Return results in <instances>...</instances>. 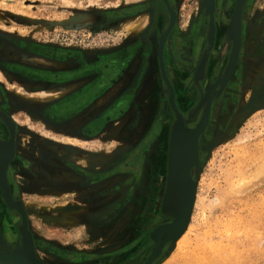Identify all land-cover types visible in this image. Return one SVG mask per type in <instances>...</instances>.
I'll return each mask as SVG.
<instances>
[{"label":"rangeland","instance_id":"rangeland-1","mask_svg":"<svg viewBox=\"0 0 264 264\" xmlns=\"http://www.w3.org/2000/svg\"><path fill=\"white\" fill-rule=\"evenodd\" d=\"M165 1L0 0V98L9 96L7 109L17 122L14 126L19 151L45 163L42 167L47 171L51 164L56 177L75 153L78 158L74 162H86L90 170L99 168L101 176L110 172L115 159L124 158L150 133L155 115L164 111L169 127L168 147L167 128L146 149L141 184H119L122 178L114 182L111 179L112 184H62L61 181L80 180L67 173L54 177L50 184H12L23 185L18 192L28 229L36 255L45 264H264V82L254 93L260 72L264 80V0L245 3L242 56L227 93L220 80L230 60L229 30L237 0H221V11L212 15L231 46L215 37L210 42L211 14L205 0ZM157 7L166 8L167 13L161 12V16H166L167 22H156L153 12ZM170 10L176 18L164 41L163 64L171 85H180L185 95H190L183 113L177 106L189 128L199 124L197 117L207 107L208 91L217 80L209 107L217 103L218 108L198 139L197 157L190 167L198 201L185 232L189 225L193 230L186 236L181 252L172 240L162 241L156 250L158 244L152 238L157 227L173 220L170 212L163 210L169 180L163 153L169 155L170 135L178 119L159 59L161 34L169 26ZM144 12H149L150 19L144 31L131 34L129 22ZM54 50L77 53L90 64H110L116 71L137 62V67L146 69L154 82L148 88V98L156 101L149 122L144 123L138 113L130 123V139L123 135L129 124L114 123L99 138L86 140L71 136L69 122L51 124L36 117L35 111L49 108L67 95L52 89L40 90L38 82L27 79V72L32 70L71 68L55 58ZM207 69L206 79L197 75ZM20 70L27 72L22 74ZM194 84L198 95L192 91ZM46 86L44 89H50ZM57 89L62 91L65 86ZM47 91L51 95H43ZM144 92L142 101L148 95ZM178 97L181 99V92ZM7 130L0 118V136L8 135ZM21 177L15 172L13 182L23 181ZM0 223L8 234L7 245L22 248L23 215L9 206L1 186Z\"/></svg>","mask_w":264,"mask_h":264},{"label":"flooded vegetation","instance_id":"flooded-vegetation-1","mask_svg":"<svg viewBox=\"0 0 264 264\" xmlns=\"http://www.w3.org/2000/svg\"><path fill=\"white\" fill-rule=\"evenodd\" d=\"M221 2V0L215 1L216 16L218 12L221 11H218V6L221 5ZM229 6L230 5H228V7ZM161 12L167 13L166 8L159 9V7H157L154 9L153 14H155V17L157 16L156 22L158 21V19L159 21H162V23L167 22L166 16H161ZM218 29L219 25H216V40H218L219 42V39H223V41L227 43L226 37H223V34L220 33V30ZM241 29L243 31V24L241 25ZM243 40L244 31L241 37L242 45ZM227 45L231 46L229 43H227ZM229 50L231 52L232 48H230ZM241 53L242 51H239V58L235 64L236 67L240 62L242 56ZM54 54H57L55 55V58L63 60V62H66L65 65L69 64L71 68L69 70L67 69L63 71H19L22 74H25L27 72L29 75V78L27 79L31 80L32 82H38V85H41L42 88L40 90L45 91L52 89L51 91H56H53L54 93L67 92L65 98L56 101L54 104L50 105L49 108L45 107L40 111H35L34 114H36V117H43L51 124H57L64 121L69 122L67 129L71 136L81 137L86 140H95L99 138L103 134L107 126H110L114 123L120 125L123 124V126L126 123L127 125L129 124V128H127L128 131L125 132V134L123 135H127V138L130 139V134L132 132V127H130L132 124L130 123L137 118L138 113L141 114V120H144V123L149 122V114L156 101L151 98H148L150 93V89L148 88L152 87L154 82L152 78L150 79V75L148 72H146V69H139L137 67V62L133 61L126 67L122 68L120 71H116L115 68L112 69V66L110 67V64L108 65L104 62H95L96 64L87 63L86 59L82 56H77L79 55L77 53H67L65 51L54 50ZM226 63L227 57L226 59H224L223 66L226 65ZM223 66L221 67V69L224 68ZM225 72L224 77L220 80V83L223 84L225 90L224 92L227 93L230 87L229 83L234 77L233 74L235 70H233L231 76L228 78L226 77ZM207 74L208 69L204 72H198L197 75H203V77L206 79L208 76ZM140 78L141 82L137 84V81H139ZM222 79L223 81H225L222 82ZM216 81L217 80L213 81V85L211 86V88L213 87L214 90L217 86L215 85ZM137 85L139 86L137 87ZM45 86L46 88L50 89H44ZM59 86H65V89L62 91H57V88ZM204 86L206 85L204 84ZM2 87L0 86V88ZM173 87L175 89L176 104L180 111H182L183 113V107L185 102H187L188 104L190 103L188 100L190 95L186 96V91L183 92L182 87L178 84H173ZM192 91L194 95H198L199 90L195 84L193 86ZM143 92L145 94L148 93V95L144 98V101L141 100ZM179 92L182 93L181 99H179L178 97ZM99 100H102L103 102L100 103ZM9 103V96L7 94L3 96L1 95L0 113L1 115H8L13 121V123L17 124L13 115L8 112L7 108ZM217 108L218 104L216 103V107H211V109H209V119L207 120V124L211 120L213 113L217 111ZM139 110H141V112H139ZM204 110L197 117L198 121L202 119ZM163 112H161L158 116L155 115L153 117L151 121L152 126H150L149 134H146L140 142L135 144L133 148L125 155L124 158L119 157L113 161V166H111L112 168L108 174L100 176L99 168L96 167V169L94 170L86 168V162L83 161L84 158H86L85 156H83L82 160L83 163L85 162V165L79 164L77 161L74 162L75 159L73 158H76V155H74L75 153H71L72 155L70 156V162L63 166L64 170L61 169V174L58 172L57 177H63L64 173H67L69 174V177L80 178V180L76 182H74L73 179L68 181H61L62 184H112V182L116 181L117 178H122L121 180H123L119 184H141V178L143 176L146 163V149L151 148L153 146V141L155 140V138L159 135L162 137L165 134L167 128L168 130L166 132L165 137L168 136L166 139V146L168 147L169 127L167 125V120L165 119V112ZM14 133L15 136L12 143L13 145H15V149L13 150V156L10 158L7 167V184L9 186L13 202L21 203L23 208L25 209L23 201L20 200V193L18 192L23 187V185L14 186L12 184H50L51 182L55 181L52 180L54 177H56V175L54 176L52 172L55 170V168L50 164V171H47L42 167L45 166V163H39L40 160H37L34 157L26 154V152L23 153L22 151L17 150V140L19 138H17L18 132L15 126ZM7 134L8 135H6L5 137L0 136V142L6 141V143H11L10 141L12 140V138L10 130H7ZM167 154L163 153V155L167 157L165 158V164L168 162ZM47 160H45V162H47ZM48 162L51 163L52 161L49 160ZM15 172H19L22 175L21 180L23 181L13 182L12 176ZM111 179L112 182L110 181ZM2 230L4 233L2 232ZM0 234V236L4 238L5 242L7 243L8 234L6 228H0ZM34 247L36 251V245H34ZM139 255L140 254H138L136 258H138ZM74 258L79 259V257Z\"/></svg>","mask_w":264,"mask_h":264},{"label":"water","instance_id":"water-1","mask_svg":"<svg viewBox=\"0 0 264 264\" xmlns=\"http://www.w3.org/2000/svg\"><path fill=\"white\" fill-rule=\"evenodd\" d=\"M215 1L216 0H205L207 6V12L211 14L210 42H212V39L214 38L213 35L215 31V21L212 16L215 11ZM246 1L247 0H237L232 11L230 30H229V35H231L232 37V51L230 55L229 64L225 72L227 78L231 76L239 56L241 37H242V29H241L242 14ZM169 12H170L169 26L167 30L163 32V34H161L162 36L160 40L159 59H160V66L162 69L163 78L169 88L171 107L178 119V122L174 125L172 129V133L170 135V145H169L170 147H169V155H168L169 180L167 184L166 196L163 202V210L165 212H170L173 220L172 223L160 225L154 230L152 234V238L158 244L156 250L159 249V245L160 243H162V241L164 242L167 240H172V243L175 244L176 240L185 232L187 225L189 223V219L195 202V186H196L190 171V167L195 163L197 157L198 139L199 136L204 131L205 126L207 124V120L209 116V108H210L209 102L211 99V93L214 90V88L212 87L208 91L207 107L204 110V114L201 121L195 128H190L191 130H193L192 131L193 133L190 134L189 137L190 153L185 159H183L181 163V167H179L178 139L181 129L186 127L189 128V127L185 124L184 118L177 108L173 86L169 81V78L165 72L164 64H163L164 41L168 33L172 30L176 18L175 12H173V10H170ZM206 57L207 54L205 53L201 61V67L204 64ZM224 81L222 79V82ZM204 117L205 119H203ZM0 118L3 120L5 127L8 130H10V134L12 138V140L10 141L12 145V155L10 156L11 158L13 156V150L15 149V145H13L12 143L15 136L14 128H13L14 123L11 120V118L6 114L5 115L0 114ZM9 160L7 159V161H5L3 165L0 163V186L3 190L5 199L9 204V206L16 209L23 215L24 224L20 228V231L23 236V247L20 248L18 246L17 249H11L6 242L0 243V248H1L0 262L3 264H45L36 255L33 235L28 229V224L25 218L24 208L22 204L13 202L11 198L9 186L7 184L8 181L7 167ZM146 264L149 263L147 262Z\"/></svg>","mask_w":264,"mask_h":264},{"label":"bare ground","instance_id":"bare-ground-1","mask_svg":"<svg viewBox=\"0 0 264 264\" xmlns=\"http://www.w3.org/2000/svg\"><path fill=\"white\" fill-rule=\"evenodd\" d=\"M197 10V9H196ZM259 13V12H258ZM157 17V16H156ZM149 19V12H145V13H142L140 15H138V17L133 20L132 22H129V32L131 34H138V33H141L144 31L145 27H146V23ZM150 20V19H149ZM128 24V23H127ZM221 26V25H220ZM222 27V26H221ZM245 28V27H244ZM219 30V29H218ZM216 25H215V31H214V35L213 37H215V32H216ZM219 33V32H218ZM130 34V35H131ZM260 34V33H259ZM135 37V36H134ZM221 37V36H220ZM219 39V38H218ZM220 40V39H219ZM215 46V45H214ZM211 67V66H210ZM216 67V66H215ZM213 68V67H212ZM211 68V69H212ZM259 73V72H258ZM257 73V74H258ZM257 74H256V77H257ZM262 75L263 73L260 72L258 77L256 78V82L255 83V87H254V93L258 90V87H261L264 80L262 78ZM0 78H2V75L0 73ZM182 85V84H181ZM249 86V85H248ZM249 88V87H248ZM173 91H174V95H175V90H174V87H173ZM262 91V90H261ZM61 93V92H60ZM252 93V92H251ZM43 95H51L48 91L47 92H44ZM57 95V94H56ZM55 95V96H56ZM259 95V93H258ZM262 97V96H261ZM257 100L260 99V97H257L256 98ZM248 102V101H247ZM262 105V104H261ZM251 107V106H250ZM210 109V108H209ZM204 113V112H203ZM1 114V113H0ZM244 117V116H243ZM200 118V117H199ZM205 119V117L203 118ZM209 119V118H208ZM198 121V120H197ZM201 121V120H200ZM188 124V123H187ZM196 124V123H195ZM192 126V125H191ZM190 126V127H191ZM194 126V125H193ZM195 127V126H194ZM192 128V127H191ZM193 130H191L190 128H183L181 129V132H180V135H179V139H178V144H179V150H178V163H179V167H181V163L183 161V159H185L189 153H190V146H189V137H190V134H192ZM228 132V131H227ZM168 137V136H167ZM200 137V136H199ZM55 138V137H54ZM56 139V138H55ZM62 139V137H61ZM69 142H75V143H78L79 141L77 140H74V139H70V138H67ZM64 142V141H63ZM83 142H86V141H83ZM66 143V142H65ZM79 144V143H78ZM167 144V143H166ZM82 145V143H81ZM18 150V149H17ZM61 151V150H60ZM15 153V152H14ZM199 154V153H198ZM12 155V145L11 143H5V142H0V163L3 165V163H5V161H7V159L9 160L10 156ZM61 155V154H60ZM74 156V155H73ZM77 157V156H75ZM160 157V156H159ZM165 157V156H164ZM73 158V157H72ZM78 158V157H77ZM83 158V157H81ZM104 158V157H103ZM163 158V157H161ZM167 158V157H166ZM75 159V158H73ZM164 159V158H163ZM90 160V159H89ZM102 160V158H101ZM165 160V159H164ZM87 161V160H86ZM96 161V160H95ZM100 160H98L99 162ZM106 161V160H105ZM104 162V161H103ZM11 163V162H10ZM88 163V161H87ZM24 164V163H23ZM167 164V163H166ZM88 166V164H87ZM167 166V165H166ZM86 167V166H85ZM89 167V166H88ZM100 167V166H99ZM93 170V169H92ZM195 199H196V203L198 201V196L196 195L195 196ZM194 202V203H195ZM5 206V205H4ZM196 206V205H195ZM2 209V208H1ZM35 209V208H34ZM82 209V208H81ZM3 210V209H2ZM36 214V213H35ZM204 214V213H203ZM163 228V227H161ZM193 228H192V225H189L188 229L186 232H184L177 240H176V245H177V250L179 252L182 251V249L184 248V244H185V238L186 236L190 233V231H192ZM0 243H5V239L2 238L0 236Z\"/></svg>","mask_w":264,"mask_h":264},{"label":"crops","instance_id":"crops-1","mask_svg":"<svg viewBox=\"0 0 264 264\" xmlns=\"http://www.w3.org/2000/svg\"><path fill=\"white\" fill-rule=\"evenodd\" d=\"M145 13V12H144Z\"/></svg>","mask_w":264,"mask_h":264}]
</instances>
